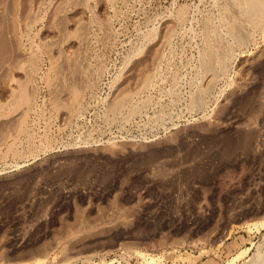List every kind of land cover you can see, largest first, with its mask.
<instances>
[{
    "label": "rangeland",
    "instance_id": "1",
    "mask_svg": "<svg viewBox=\"0 0 264 264\" xmlns=\"http://www.w3.org/2000/svg\"><path fill=\"white\" fill-rule=\"evenodd\" d=\"M63 2L0 0V264H264V7Z\"/></svg>",
    "mask_w": 264,
    "mask_h": 264
},
{
    "label": "bare ground",
    "instance_id": "2",
    "mask_svg": "<svg viewBox=\"0 0 264 264\" xmlns=\"http://www.w3.org/2000/svg\"><path fill=\"white\" fill-rule=\"evenodd\" d=\"M71 1V2H70ZM68 0V2L67 3H65V2H63V3H65V4H63V5H61V4H59V6L61 5V7H57V8H59V11L60 12H63V13H65V12H67V11H69L70 9H72V7H74V8H76V6H79V5H81V2H77L78 0ZM237 1V0H236ZM238 4H239V8L241 9V11H242V13H243V15H246V18L250 21V23H251V25L253 26V28H255V29H257V28H259L258 26H259V24L261 23V21H262V14H263V7H264V1L263 0H238ZM56 5V4H55ZM84 5V4H83ZM83 7V6H82ZM56 8V7H55ZM77 8H80V7H77ZM228 8V7H227ZM225 10H229V9H225ZM55 13H56V11H55ZM68 13V12H67ZM182 13V12H181ZM186 13V12H185ZM228 13H229V11H228ZM182 15H184L183 13H182ZM176 17V16H175ZM183 17V16H182ZM181 17V18H182ZM186 17V16H185ZM185 17H183L182 19H183V21H185L184 20V18ZM230 17H228L227 19H229ZM234 19V18H233ZM171 20V19H170ZM174 20H175V18H174ZM225 19H223V21H224ZM235 20V19H234ZM177 21H179V23L180 22H182L183 23V21H181V20H178V18H177ZM176 21V22H177ZM227 22H228V24L227 25H230L231 24V29L233 28V26H232V21L231 22H229V20H226ZM169 22V21H168ZM30 23V21L29 22H27V24H29ZM167 23V22H166ZM172 23V22H171ZM230 23V24H229ZM168 24V23H167ZM167 24H165V26H164V30L162 31V34H160L161 36H160V38L158 39V41H157V43H156V45L155 46H153V45H151V46H153L152 48H153V50H152V54H149V55H151V57L150 58H148V59H151V61H149L148 63H149V66H152V68H153V65H154V63L156 62V59L158 60V55H160V51L162 52V55L164 54V52L162 51V50H160V48L161 47H163V45L164 44H166V41H167V39L170 41V39L171 38H168V36L170 35V32H173L174 30L173 29H175V28H173L172 29V27L170 28V22H169V24H168V26L166 27V25ZM174 24V23H173ZM85 25H87V27L89 28V26H88V24H85ZM28 26L29 25H27L26 27L28 28ZM85 27V26H84ZM180 27V26H179ZM86 28V27H85ZM110 28V27H109ZM106 30H108L107 28H106ZM171 30V31H170ZM173 30V31H172ZM87 32V31H86ZM108 32H109V30H108ZM171 35H172V33H171ZM170 35V36H171ZM208 38H209V36H207ZM206 37V38H207ZM82 38V37H81ZM83 38H85V37H83ZM82 38V39H83ZM205 38V39H206ZM65 38H63L62 40H64ZM81 40V39H80ZM150 40V39H149ZM212 40V39H211ZM209 41L208 40V42L207 43H212V41ZM214 40V39H213ZM217 40V39H216ZM82 42H83V40H81V42H80V46H81V44H82ZM84 42H86V40L84 41ZM147 42V41H146ZM150 42V41H149ZM215 40H214V44H215ZM60 43V46H61V41L59 42ZM85 44V43H84ZM145 44V43H144ZM208 45V46H211V45ZM214 44H213V46H214ZM60 46L58 47V48H60ZM83 46V45H82ZM86 46V45H85ZM84 46V47H85ZM207 46V47H208ZM84 47H82V48H84ZM81 48V47H80ZM165 48H167V47H165ZM209 48H213V47H209ZM139 50H140V48H138ZM163 49V48H162ZM215 49V48H214ZM149 50V48L147 49V51ZM150 50H151V47H150ZM149 50V51H150ZM160 50V51H159ZM209 50V49H208ZM28 51H30V50H28ZM210 51H213L212 49H210ZM209 51V52H210ZM229 51V50H228ZM227 52V50H225V53ZM29 53H32V52H29ZM132 53H133V51H132ZM134 53H138V51H135ZM134 53H133V55H134ZM145 53V52H144ZM151 53V52H150ZM207 53V52H206ZM33 54H34V52H33ZM140 54H141V52H140ZM148 53H146V55H147ZM229 54V53H228ZM227 54V55H228ZM32 55V54H31ZM132 55V56H133ZM136 55H139V53L138 54H136ZM135 55V56H136ZM209 58H207L206 57V60L208 61V65H209V59L213 56L212 54H210L209 53V55L208 54H206ZM205 55V56H206ZM212 55V56H211ZM225 56H226V54H225ZM147 57H149V56H147ZM222 57H224L223 55H222ZM228 57V56H227ZM35 57H33V59H32V61H31V63H30V66L28 67V69H27V72H28V76H32L31 78H33L34 76L33 75H31L32 73H34V72H36V68H38V67H36L35 68V64L37 63V60L36 59H34ZM73 58V57H72ZM66 59V58H65ZM71 59V58H70ZM69 59V61H71V60H73L74 62H75V60L74 59H76V57L74 58V59H71L70 60ZM79 59V58H78ZM133 59V58H132ZM147 59V58H146ZM146 59H143L144 60V62H145V60ZM223 59V58H222ZM35 60H36V62H35ZM67 61H68V59H66ZM136 60V59H135ZM72 61V62H73ZM79 61V60H78ZM77 61V59H76V62H78ZM130 61V60H129ZM148 61V60H147ZM158 61H160V60H158ZM157 61V62H158ZM206 61V62H207ZM226 61V60H225ZM73 62V63H74ZM82 62V61H81ZM144 62H143V64H138L137 65V63H136V67L135 68H131V69H129L128 68V73H125V74H127V75H129L128 77V82H127V79H125L126 80V82H127V84H126V86L128 87V88H126V89H129V87L131 88V87H136L138 84H140V81H145V84H146V82L149 80L148 79V77L146 78L145 77V67H147L148 66V64H144ZM68 63H71V62H68ZM72 63V64H73ZM79 63V62H78ZM77 63V65L76 66H78L79 64ZM66 64H67V62H66ZM127 64V63H126ZM158 64V63H157ZM10 65V64H9ZM68 65V64H67ZM71 65V64H70ZM135 65V64H134ZM224 65V64H223ZM5 66V65H4ZM6 66H7V64H6ZM36 66H37V64H36ZM73 66V65H72ZM75 66V65H74ZM73 66V67H74ZM133 67V65H130V67ZM156 66V65H155ZM26 67V68H27ZM127 67V66H126ZM9 68V67H8ZM7 69V68H6ZM36 69V70H35ZM126 69V68H125ZM225 69V68H224ZM26 70V69H25ZM155 70V69H154ZM126 71V72H127ZM26 72V73H27ZM224 72V71H223ZM71 73V72H70ZM69 73V75L67 76L66 74V76L64 75L62 78H61V76H60V78H58L59 80H57L56 81V86L60 83V82H67V83H69L70 81H72L73 80V74L71 73L70 74ZM68 74V73H67ZM29 77V78H30ZM66 77V78H65ZM145 77V78H144ZM31 80V79H30ZM33 80V79H32ZM31 82V81H30ZM29 82V83H30ZM33 82V81H32ZM59 82V83H58ZM125 82V81H124ZM125 82V83H126ZM34 83V82H33ZM67 83H66V88H63V89H61L59 92V94L61 95V96H66L69 92H70V90H69V88L68 87H70V83L67 85ZM31 84V83H30ZM53 84V83H52ZM55 84V83H54ZM147 84H148V82H147ZM133 85V86H132ZM32 86H34V85H32ZM31 86V87H32ZM123 88H121L120 90H122ZM69 91V92H68ZM32 98V97H31ZM31 98H30V101H31ZM33 102H28V104L26 105V106H24V108H29V106H30V104H32ZM32 106V105H31ZM32 108V107H31ZM23 109V108H22ZM24 110V109H23ZM22 110V111H23ZM25 111H27V110H25ZM24 111V112H25ZM147 259V258H146ZM146 261V260H145ZM150 262V261H149ZM146 263V262H145Z\"/></svg>",
    "mask_w": 264,
    "mask_h": 264
}]
</instances>
